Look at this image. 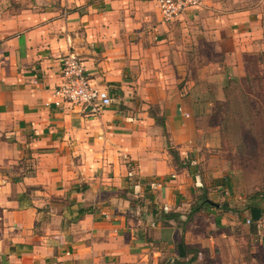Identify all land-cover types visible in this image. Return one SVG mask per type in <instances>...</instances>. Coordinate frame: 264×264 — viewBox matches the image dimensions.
<instances>
[{
    "label": "clouds",
    "instance_id": "clouds-1",
    "mask_svg": "<svg viewBox=\"0 0 264 264\" xmlns=\"http://www.w3.org/2000/svg\"><path fill=\"white\" fill-rule=\"evenodd\" d=\"M0 264H264V0H0Z\"/></svg>",
    "mask_w": 264,
    "mask_h": 264
}]
</instances>
